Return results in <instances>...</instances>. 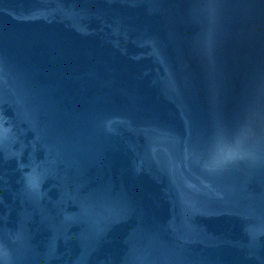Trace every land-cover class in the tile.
<instances>
[{
  "label": "water",
  "instance_id": "1",
  "mask_svg": "<svg viewBox=\"0 0 264 264\" xmlns=\"http://www.w3.org/2000/svg\"><path fill=\"white\" fill-rule=\"evenodd\" d=\"M0 264H264V0H0Z\"/></svg>",
  "mask_w": 264,
  "mask_h": 264
}]
</instances>
